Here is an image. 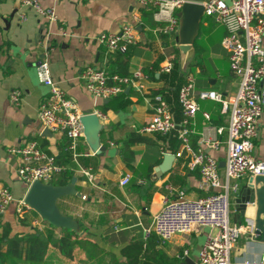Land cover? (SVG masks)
Masks as SVG:
<instances>
[{"label":"crops","instance_id":"obj_1","mask_svg":"<svg viewBox=\"0 0 264 264\" xmlns=\"http://www.w3.org/2000/svg\"><path fill=\"white\" fill-rule=\"evenodd\" d=\"M36 1L44 8H53L57 22L46 23L34 10L22 7L21 0H0V184L10 190L15 200L25 199L29 188L18 179L19 160L10 155L8 149L35 140L43 151L58 159L66 144L62 134H52L50 138L42 136L44 130L38 120L40 103L48 93L36 71L46 34L51 46L49 62L53 81L81 112L90 114L106 103L93 99L86 92L81 73L87 67L104 68L107 73L117 63L115 57L104 54V48L96 38L103 33L117 34L123 25L135 26L137 43L118 63L129 76L135 72L145 76L141 80L144 90L126 87L124 91L129 88L125 93L129 94L131 102L127 110L103 112L105 119L99 120L95 127L92 122L88 123L89 128L77 142L75 156L72 154L71 157L77 166L72 170V181L66 186L55 187L62 191L53 205L64 220L63 224H52L32 208L18 216L15 204H12L0 214V252L7 247L6 241L1 240L3 225L9 229L10 237L34 230L44 231L47 225L56 233L67 228L117 252L151 224L165 201L196 200L208 194L200 189L199 168L189 167L191 155L176 143V133L141 135L139 130L152 117L153 91L167 86L160 67L168 49L174 48L177 52L180 76L193 79L194 95L212 90L228 102L234 100L238 80L230 73L228 55L221 44L226 32L213 18L204 15L188 28L177 16V33L159 38L154 34L158 24L152 10L140 9L135 0ZM225 1L229 3V0ZM262 47L264 49V34ZM172 57L168 58L171 60ZM115 70L120 69L115 66ZM14 90L21 94L19 106H13L9 101V94ZM165 96L173 120L178 124L181 121L178 98L176 100L170 92ZM197 102L199 111L190 126V147L195 153L202 152L217 161L218 174L225 183L229 116L221 111L219 103ZM217 128H223L222 134H216ZM130 133H139L147 142L124 151V142ZM206 139L220 141L219 150L209 149ZM102 147L104 150L100 151ZM166 154L174 156V160L170 169L157 177L155 171ZM252 155L256 160L264 161V109ZM82 171H87L90 179ZM124 176H129V183L121 187L119 182ZM248 179L228 181L230 223L247 227L250 222L251 226L243 231L232 248L230 264H260L264 260V242L254 235L251 221L254 209L241 217L234 204L239 187ZM180 193L183 195L179 196ZM209 233V229H200L176 235L159 248L168 256L179 259V264H183L185 258L196 264L199 250ZM50 255L54 257L49 264L60 263L53 251Z\"/></svg>","mask_w":264,"mask_h":264},{"label":"built area","instance_id":"obj_2","mask_svg":"<svg viewBox=\"0 0 264 264\" xmlns=\"http://www.w3.org/2000/svg\"><path fill=\"white\" fill-rule=\"evenodd\" d=\"M143 10H152L153 18L158 24L154 30L157 37H168L178 31L179 13L187 4H197L202 8V15L213 18L225 30L222 47L228 55L231 75L238 80V90L232 102L226 101L216 91H202L194 95V82L190 76L185 77V84L178 91L181 108V121L174 122L169 104L161 95H152V117L140 127L141 135L167 136L176 133L183 150L191 155L189 167L199 168V187L208 194L196 200L176 199L165 201L160 211L153 217L148 227L142 228L144 240L155 235L160 245H164L176 236L190 234L200 229H209L204 244L199 250L196 264H230L232 248L237 244L241 234L249 226L230 223L229 180L244 177H264V161L256 160L254 140L264 109V0H135ZM21 6L30 8L46 23L57 22L55 11L51 7H42L36 0H21ZM62 30V29H60ZM96 41L104 48V54L125 55L129 48L137 43V30L133 25H123L117 34H100ZM50 40L48 34L42 43V56L36 71L40 83L48 88L47 96L38 109V120L43 130L51 134H62L69 140L68 151L75 156L77 142L84 136L81 119L88 115L98 121L105 115L98 109L84 114L75 102L67 98L60 87L53 81L50 73ZM174 64L166 57L160 72L169 74ZM145 76L135 72L131 76L114 74L108 76L104 68L87 67L81 73V80L86 92L95 100H110L120 94L126 87L143 91L141 83ZM20 92L14 90L9 94L13 106H19ZM213 101L221 105V111L228 114L226 129V159L224 166L225 183L218 174V163L202 152L195 153L189 144L191 123L199 111L198 102ZM208 119V116L204 114ZM220 135L223 128H217ZM206 146L219 150L221 142L217 139L205 140ZM8 153L19 160L18 179L30 188L34 183L50 185L51 180L64 173L66 167L57 162L55 156L43 151L35 140H30L18 147L8 149ZM82 174L90 179L87 171ZM129 183V176H124L119 186ZM171 192V189L168 188ZM183 194L180 193L179 196ZM15 204L16 215L21 216L31 207L24 199L15 200L10 190L0 184V214ZM264 260L260 264H262ZM247 264V263H245Z\"/></svg>","mask_w":264,"mask_h":264},{"label":"trees","instance_id":"obj_3","mask_svg":"<svg viewBox=\"0 0 264 264\" xmlns=\"http://www.w3.org/2000/svg\"><path fill=\"white\" fill-rule=\"evenodd\" d=\"M111 56L117 59V63L110 68V72L108 71L107 75L110 77L119 73L117 75L129 76L123 67H119L118 63L125 58L122 57L124 55L114 54ZM171 61L174 64L173 70L169 74H163V79L167 83L166 88L155 90L153 94L161 95L167 100L165 93L170 92L177 100L178 91L185 84V77L180 76L176 51ZM115 66H117V69H120V72L115 70ZM130 104L129 94H126L123 90L120 94L111 98L106 104H102L99 109L102 112L110 110L125 111ZM146 142V138L142 137L139 133H130L124 142V151H129V148L135 144ZM176 143L179 144L180 142L176 139ZM68 146L69 140L66 138V144L63 146L64 153L57 159V162L66 167L67 170L61 175L54 177L50 182L51 186L63 187L68 185L72 180V170L76 169L77 166L71 160L72 153L68 151ZM3 227L1 240L6 241L7 247L4 251L0 252V264H49L54 257L50 255L51 251L61 260L59 264L180 263L179 259L168 256L159 248L160 241L155 235H151L148 239L144 240L141 234H139L133 237L128 244L120 247L117 252H112V250H107L102 247L98 242L80 236L73 230L67 228L60 229L59 233H56L53 227L47 225L44 231L34 230L27 234H16L10 237L7 226L3 225ZM109 245L110 247L112 246L111 243Z\"/></svg>","mask_w":264,"mask_h":264},{"label":"water","instance_id":"obj_4","mask_svg":"<svg viewBox=\"0 0 264 264\" xmlns=\"http://www.w3.org/2000/svg\"><path fill=\"white\" fill-rule=\"evenodd\" d=\"M202 12V8L199 5L187 4L182 7L181 11L177 13V16L183 19L185 27L188 28L201 19ZM128 91L129 88L125 90V92ZM108 101L109 100H103L104 103ZM89 122H92L95 127L98 124V119L93 115L83 117L81 123L84 127V132L89 128ZM42 136L50 138L52 134L48 130H44ZM103 150L104 148L102 147L100 151ZM173 160L174 156L169 154L164 155L163 163L155 171L156 176L159 177L168 171ZM61 193L62 191L60 188H55L51 185L45 186L36 182L29 188L24 201L43 218L51 220L52 224L62 225V221L64 220L60 219L53 205L54 201L61 196ZM234 204L241 217H244L248 210L254 209V215L251 220L253 223L254 235L264 242V177H250L241 185L238 189V196L234 199ZM57 219L60 220L58 221ZM183 264L195 263L185 258Z\"/></svg>","mask_w":264,"mask_h":264},{"label":"rangeland","instance_id":"obj_5","mask_svg":"<svg viewBox=\"0 0 264 264\" xmlns=\"http://www.w3.org/2000/svg\"><path fill=\"white\" fill-rule=\"evenodd\" d=\"M158 27H155L154 29H157ZM167 57H172V56H174L175 55V49L174 48H172V49H168L167 50Z\"/></svg>","mask_w":264,"mask_h":264}]
</instances>
